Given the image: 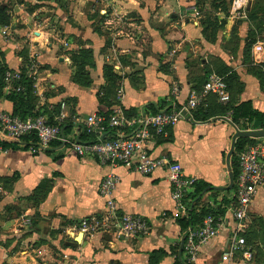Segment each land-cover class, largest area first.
<instances>
[{
    "label": "crops",
    "instance_id": "crops-1",
    "mask_svg": "<svg viewBox=\"0 0 264 264\" xmlns=\"http://www.w3.org/2000/svg\"><path fill=\"white\" fill-rule=\"evenodd\" d=\"M185 1L194 7L188 14L168 11L174 0H103L107 11L98 0H66L47 15L43 8L18 23L22 17L14 11L12 22L0 24V111L41 112L52 124H71V139L93 114H153L185 103L212 76L222 77L231 95L228 104L209 96L194 120H180L147 144L152 155L179 162L185 175L207 185L195 198L194 188L189 192L186 216L174 208L166 170L143 175L81 157L62 143L42 151L9 142L0 151V264H188L186 233L202 223L206 208L223 226L199 248L195 264H264V182L244 228L238 229L232 210L239 154L264 144V137L235 135L264 126L230 115L247 103L264 114V0H206L199 10L200 0ZM111 43L127 57L120 65L109 60ZM107 65L114 66L115 83ZM7 71L21 76L8 84ZM240 138L248 141L238 151ZM109 174L120 176L114 220H107L110 197L99 191ZM126 214L143 217L147 233L118 234ZM94 219L99 228L84 231L83 222ZM235 234L246 238L251 259L236 254L223 260Z\"/></svg>",
    "mask_w": 264,
    "mask_h": 264
},
{
    "label": "built area",
    "instance_id": "built-area-1",
    "mask_svg": "<svg viewBox=\"0 0 264 264\" xmlns=\"http://www.w3.org/2000/svg\"><path fill=\"white\" fill-rule=\"evenodd\" d=\"M264 75V68H263ZM19 72L7 71L6 80L9 84L20 78ZM18 88L17 90H21ZM178 93V87H173V95ZM211 95H216L221 104L231 102V95L222 77L212 76L201 90H192L185 103L174 106L159 107L155 113L142 111L136 116L127 118L120 109H115L108 116L93 114L82 120L81 133L73 139L66 135L61 124H52L43 114L22 118L13 113L0 111V143H24V137L36 136L37 141L31 145L34 150H45L55 142L69 146L79 156L95 157L102 165H122L129 170L143 175L153 174L157 170H166L171 183V199L176 212L185 216L188 212L187 196L194 188L197 179L185 175L179 162L166 156L156 157L147 147L153 134L163 135L167 129L180 120H194V111L205 105ZM233 111H230L232 115ZM126 128H131L126 132ZM86 136L87 138H85ZM5 149L0 144V151ZM239 174L237 177L236 201L232 207L234 217L238 220V229L245 227L251 204L257 195L258 188L264 182V144L250 145L242 150L238 159ZM120 176L107 175L101 182L100 193L110 197L107 220L116 219L115 203L112 196L116 190ZM104 220V219H103ZM222 218L216 219L212 214L205 216L202 223L187 230L184 240V250L187 263L195 264L197 252L201 246L219 234L223 226ZM99 221L85 220L84 231L99 228ZM148 231L146 220L140 215L126 214L120 219L117 233L126 236L145 234ZM236 254L251 259V249L247 247L244 236L235 234L231 245L223 252V260H229Z\"/></svg>",
    "mask_w": 264,
    "mask_h": 264
},
{
    "label": "rangeland",
    "instance_id": "rangeland-1",
    "mask_svg": "<svg viewBox=\"0 0 264 264\" xmlns=\"http://www.w3.org/2000/svg\"><path fill=\"white\" fill-rule=\"evenodd\" d=\"M65 1L66 0H0V11H2V14L5 15V20L9 23L12 22L13 19L15 18L12 15L13 12L14 11L18 12L19 17H22L18 23H22L26 19H29L34 12L45 8V9H48V11H47V13L43 12V14L47 15L48 13H50L51 11L56 9L57 6L63 5L65 3ZM67 1H68V3L71 2V0H67ZM98 1L100 3L99 7L102 8V10L107 11L110 8L109 6L103 5V3H102L103 0H98ZM104 1H106V0H104ZM174 1H175V5H172L168 11L175 10V11H178L182 14H188L190 10L194 9L193 6L189 7L190 5H187L185 0L183 1V4L180 3V0H174ZM199 2H200V5L197 6L198 10L200 9V6L203 4V2H206V0H200ZM43 14H41V15H43ZM37 15H40V13H38ZM171 18L172 17L169 16L168 21H171L172 20ZM34 19L38 20V16L34 15ZM128 29H129V27H128ZM122 52L118 49H115V47L112 46V43H111L107 53H108V55L109 54L112 55V57L109 60L111 63H113L114 66L120 65V62L123 63V60L125 58H127L126 56H123V54H121ZM117 55H118V57H117ZM128 62H130V61H128ZM124 63H126V61H124ZM114 66H112V68H114ZM82 67L84 69L89 68L87 65H82ZM112 68L108 67V65H107V66H105V71L109 77L110 82L115 83L116 81H115L114 76H113L114 72H113ZM44 84H45L44 81L42 83H40V87L44 88L43 87ZM25 89H27V88L25 87ZM41 95L42 94L38 95L39 104H40V101H42ZM39 113H41V112H38L37 114H39Z\"/></svg>",
    "mask_w": 264,
    "mask_h": 264
},
{
    "label": "trees",
    "instance_id": "trees-1",
    "mask_svg": "<svg viewBox=\"0 0 264 264\" xmlns=\"http://www.w3.org/2000/svg\"><path fill=\"white\" fill-rule=\"evenodd\" d=\"M6 22L7 21L5 20V15L2 14V11H0V24L6 23ZM2 71H3V69H2ZM3 77H4V71H3L2 78ZM0 82H1V78H0ZM0 84H2V83H0ZM18 95H22V93H19ZM200 109L201 108H199L198 111H200ZM231 110L233 111L232 117L234 118V121H237V122L241 123L242 121H245V120L252 121L254 118H257L258 121L263 122V124H264V114L260 113V112L253 111L248 103L247 104H243L241 106H234V107L231 108ZM13 114L14 115H18V116H20L22 118H27L29 116L28 114H30V113H28V112L18 113V110H17ZM263 124H262V127L264 126ZM62 127L65 129V132H69L71 127H72V125L71 124H68V125L62 124ZM23 141L28 146H31L32 144H35L34 142L37 141V138H36V136H26V137H24ZM247 141H248L247 138H240L238 143H237V150L241 151L244 148V145L247 143ZM55 143L58 145V143L60 144L61 142L55 141V142L52 143V145H54ZM0 144L2 145V147L4 149H6L7 146L10 145L11 143L5 141V142H1ZM234 174H235V176H238V174H239V164H238L237 167H234ZM205 186H207V185L206 184L203 185V184H200V183L196 182V184L194 186V191L191 194L193 196V198H195L196 195L198 193H200L203 190V188H205ZM212 213H213V210H211L210 208H206V210L202 211L200 216L203 219L205 216H207L209 214H212ZM186 226H188V224H186L185 227Z\"/></svg>",
    "mask_w": 264,
    "mask_h": 264
},
{
    "label": "water",
    "instance_id": "water-1",
    "mask_svg": "<svg viewBox=\"0 0 264 264\" xmlns=\"http://www.w3.org/2000/svg\"><path fill=\"white\" fill-rule=\"evenodd\" d=\"M239 136H246V137H264V130H253V131H238L235 135V140ZM235 142V141H234ZM233 150L229 154V158L232 155ZM230 179L231 184L229 185V188H233L234 185V174L233 171L230 172Z\"/></svg>",
    "mask_w": 264,
    "mask_h": 264
}]
</instances>
